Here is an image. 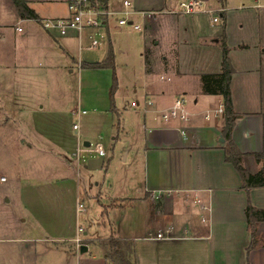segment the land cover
<instances>
[{"label": "crops", "instance_id": "crops-1", "mask_svg": "<svg viewBox=\"0 0 264 264\" xmlns=\"http://www.w3.org/2000/svg\"><path fill=\"white\" fill-rule=\"evenodd\" d=\"M68 1L28 0V3L36 10L39 17L44 19L67 16ZM131 1L137 9L156 11L154 15L150 13L143 15L145 20V27L142 28L144 36L141 42H137L141 55L146 59L144 64L146 72L159 75L158 81L156 79L149 80L143 90L142 97L137 101L140 106L136 107L142 108L145 112L139 128L143 135L141 139L145 143L144 162L147 181L144 188H140V193L136 196L108 197L109 201H118L112 205L102 202L100 194L96 195L98 202L103 206L101 215H109V211L117 210L126 205V212L129 209L138 208L139 225L142 227L141 234H143L138 236L142 240L138 250L135 248L138 264H264V221L257 225V242L254 248L249 251V246L252 244V233L245 212L249 203L264 208V186L244 188L243 177H241L240 172L225 159L228 143L226 139L221 141V137L224 138L222 131L223 113L215 114L217 107L223 104V96L204 93L201 91V87L194 91L188 83L191 79L200 77L201 73H216L221 69L222 48H220L219 37L223 33V27L211 30V27L204 26L199 19L206 15L211 21V16L207 13L217 12L221 18L227 20L228 13L234 8L233 5L231 6L229 0ZM186 2L188 4L197 3V5H194L193 10L188 12L183 6ZM250 2H241L242 4L238 5V8L264 10V0ZM34 3L39 4V6H34ZM60 5L64 6V9L66 8V12L58 13L55 10V6ZM122 6L113 7V9H121ZM2 14L10 15L12 19L1 20ZM187 18L194 23L196 28L199 27L200 31L196 35V43L188 34L190 27L186 26ZM215 21H219V18ZM30 22L38 21L22 18L13 0H0V29L3 28L8 32L13 31L21 36L27 44L29 56L36 54L34 60L45 63L46 77L53 78V85L56 90V95L52 98L53 103L59 105L60 110L64 111L68 97L65 96L64 87L60 85L59 77L62 76L64 82L71 83L70 77L74 75L75 69L68 63L64 66L54 61V50L50 51L49 47L53 48L54 45L60 47L63 55L70 62L76 60L75 54L77 53L79 60L76 62L79 65V70L81 69L80 85L82 89L85 86L83 82L85 68H91L83 66V64L101 62L100 59L105 52L101 51L93 56L89 52L91 50L83 51L81 47L83 37L84 35L90 37L91 33L89 32L85 34V31L81 33L73 31L62 36L44 29L43 31ZM163 24L165 30H168L167 32H162ZM263 24L260 33L262 41L257 47L239 42L233 46V51L230 50L231 53L229 52V56H232V65L235 68L231 81L233 106L240 113L235 121L232 139L241 151L247 153L243 157V163L250 173L257 172L263 166V162L257 160L254 154H248L255 151L264 153ZM106 25L108 26V24ZM19 27L22 28L21 31L18 30ZM226 35L229 44L230 38L228 33ZM106 51L107 53L112 52L111 44L108 42H106ZM187 52L195 56L193 61L199 60V58H209V64L207 62L203 68L198 70V67H193V61L187 59ZM37 54L39 55L37 56ZM149 63H152L151 67L147 66ZM88 71L90 74H95L91 70L86 72ZM105 72L96 75L100 78L96 79V82L90 81L91 90L97 87L100 93L102 92L101 94L97 92L98 95L91 100L92 102L98 100L102 106H105L106 101L103 99L109 84L108 80L105 81L107 76L104 75ZM86 75L89 77L87 73ZM71 95L73 97V93ZM81 96L79 93V98ZM99 96L103 98L102 102ZM178 97L185 98L190 119L186 122L178 119L164 121L160 112L173 105ZM147 98L153 99L154 103L150 105L149 109L148 107L144 109L143 106ZM8 99L9 97L3 95L0 97L1 105L8 111V117L12 118L14 111L25 112L16 117L24 120L31 118L30 123H35L37 130L40 128V123H45L43 112L40 113V110L25 108L20 103H16V97V107H14L13 102L8 105L6 104ZM209 108H213V112L207 118L206 114ZM101 111L102 114H105V111L108 112L107 108L104 107L101 108ZM26 113L29 115L24 116ZM38 114H40L39 117H37ZM109 120V118L103 117V124H108ZM110 124L111 122L107 128L110 127ZM183 128L186 130L185 133L180 131ZM38 133L41 134V131ZM59 146L61 148H58V151H63V144L61 143ZM38 148L42 149L41 147ZM49 149L51 150V148L45 147L42 150L48 152ZM79 153L78 149L72 152V155L78 158L77 165L81 162ZM68 161V166H75L73 159ZM84 166L88 167L87 164ZM55 179V182L48 181L44 185L49 190V192H45L46 195L56 192L55 196L60 198L56 199L57 202L55 200L51 202L55 208L47 209L46 203L44 205L42 203L40 205L43 207L37 211L33 208L37 203L27 200L26 209H21L20 215L17 216L13 213L10 222L0 225V264H16V257L19 258L22 251L25 252L30 249L32 241L59 242V240L65 239L61 214L60 212L53 214V212L57 211L56 203L58 209L62 205V193L66 190L63 186H67L64 183L69 182L71 176H60ZM2 181H6V179ZM167 189L173 190L171 195L162 199L151 197L152 191ZM75 192L79 193L77 184ZM10 199H7L6 203L11 202ZM124 199L131 201L124 205ZM122 202L123 204H120ZM105 209L106 213L103 215ZM78 210L79 207L77 206L76 218H78ZM30 216L37 218L38 227L47 233L46 235L33 237L30 232H25V225L29 222ZM53 223H58V225H53ZM114 228L111 227L109 236L113 232L115 236L130 238L126 237V234L118 235ZM168 228L172 231L170 234L172 237L168 239L155 237L158 230ZM185 230H189L190 235ZM87 233L85 230L84 234ZM107 237H98V239ZM73 238L74 235L70 237V239ZM96 241L94 240L90 245L86 244L88 251L85 254L89 252L91 247H96V244L103 250ZM74 252L78 255L82 253L76 250ZM95 256L84 257L85 264H107L105 257L98 259ZM22 257L24 258V256Z\"/></svg>", "mask_w": 264, "mask_h": 264}, {"label": "rangeland", "instance_id": "rangeland-1", "mask_svg": "<svg viewBox=\"0 0 264 264\" xmlns=\"http://www.w3.org/2000/svg\"><path fill=\"white\" fill-rule=\"evenodd\" d=\"M122 1L109 0V9L124 11V6L121 9H113V7L123 5ZM229 1L234 8L228 13L227 20L215 12L207 13L211 16V21L206 15L201 16L199 21H202L204 26L211 27V30L222 28L227 21L226 33L230 38L228 44L230 53L233 51V46L239 42L257 47L262 41L260 33L263 28L261 25L264 23V10L238 8V5L242 4L241 2H253L254 0ZM33 5L39 6L35 3ZM180 8H182L181 5ZM55 10L58 13L66 12V8L64 9V6L61 5L55 6ZM9 14H11L10 11ZM215 16L219 18V21H213ZM119 17V14L110 15L108 26L105 24L100 28L85 30V34L91 33L100 43L98 46H92L90 37L84 35L81 46L83 51L91 50L89 52L93 56L104 51V56L100 59L102 61L108 55L106 51V42H108L111 44L115 64L114 67L85 68L83 74L85 86L83 89L80 85L81 69L79 70V65L76 62L79 60L77 53L75 54L76 60L70 62L63 55L60 47L56 45L53 48L49 47L50 51L54 50V61L64 66L68 63L75 69L74 75L70 77L71 83H66L62 76L59 77L60 85L64 87L63 91L68 97L64 111L60 110L59 105L53 103L52 98L56 95V90L53 85V78L46 77L45 63L34 60L36 54L29 56L27 44L21 36L13 31L8 32L3 28L0 29V97L2 95L9 97L6 104L9 105L13 102L14 107H16V103H20L25 108L40 110L45 118V123H40V128L37 130L35 123H30L31 118L24 120L16 117L25 112L14 111L13 117H8V111L4 109L0 101V177H6V181L0 179V225L10 222L13 213L17 216L20 215L21 209H26L27 200L37 203L33 207L37 211L43 207L40 205L42 203L43 205L46 203L47 209L55 208L51 202L60 198L55 196L56 192L46 195L45 192H49V190L47 186H44L45 183L48 181L55 182V178L60 176H71V180H73L64 183L67 186H63L66 190L62 193V205L58 209L56 203L57 211L53 212V214L57 212L61 214L65 239L59 240V242L32 241L30 249L25 252L22 251L23 253L21 252L19 258L16 257V264H85L84 257L94 255L98 259L105 257L98 244L96 247H91L86 254L78 255L74 250L79 252L81 244L90 245L98 237L109 236L112 226L115 227L114 231H117L118 235L126 234V237L134 240L137 250L142 243V240L138 238V236L143 235L141 234L142 227L139 225L138 208H132L126 212V205L117 210L109 211V215L102 216L103 206L100 205L96 196L100 194L102 202L112 205L118 201H109L108 197L136 196L140 193L139 189H143L147 181L144 162L145 143L141 139L143 135L139 128L145 112L142 108H136L132 104L133 101H138L142 97L143 90L149 80L156 79L158 81L159 75L146 72L144 65L146 59L138 49L137 42L143 40L144 30H136L131 24L120 25L117 20ZM132 17L135 23L140 24L144 29L143 15L133 14ZM7 19L12 18L10 15H1V20ZM186 22V26L190 27L188 34L196 43V35L200 31L199 27L196 28L189 18L186 19ZM32 25L47 31L40 22H34ZM164 31L167 32L168 30H165L163 24L162 32ZM187 57L189 61H193L195 58L189 52H187ZM207 62L209 64V58L195 59L193 67H198L199 70ZM87 70H91L95 74H90L89 71L86 72ZM103 71H106L104 74L107 75L105 81L108 80L109 84L104 99L99 97L101 102L102 99L106 101V107L102 106L98 100L93 102L91 100L100 91L97 87L91 90L90 81L100 79L96 75ZM114 75L118 77L117 86L114 88V93L111 94ZM198 78L188 81L194 91L198 90L199 87L202 91L201 76ZM71 93H73L74 99ZM79 93L82 95L81 98H79ZM141 104H143L142 101ZM103 107L108 110V112L105 111V114H102L101 111ZM150 107L148 106V109ZM84 110L85 113H83ZM27 115L29 113L24 116ZM103 117L111 120H109V123L111 122L109 128H107L109 123L103 124ZM36 119L38 120V118ZM75 123L78 125L76 129L73 128ZM38 131H41V134ZM85 141H89L90 145H85ZM61 143L64 146L63 151H58V148H61L59 146ZM99 144L105 151L104 155L98 153ZM38 147L43 150L45 147H49L51 150L45 152ZM77 149L80 151L79 158L81 157L79 166L77 165L78 158L72 155V152ZM70 159L75 161V166L67 165ZM84 164H87L88 167H85ZM76 184L79 187L78 194L75 192ZM58 194H60L59 191ZM9 198L12 201L6 203ZM130 201L124 199V205ZM80 203L85 206V210H78V218H76V209ZM55 224L58 225V223H53V225ZM38 226L37 218L30 216L29 222L25 225V232H30L33 237L46 235L47 233ZM79 226L88 232L80 235L83 238L80 243L75 241ZM72 235L74 238L70 239Z\"/></svg>", "mask_w": 264, "mask_h": 264}, {"label": "trees", "instance_id": "trees-1", "mask_svg": "<svg viewBox=\"0 0 264 264\" xmlns=\"http://www.w3.org/2000/svg\"><path fill=\"white\" fill-rule=\"evenodd\" d=\"M19 15L25 19H35L37 21L42 18L32 8L28 0H13ZM226 21L223 25V33L219 37V42L222 48V62L221 69L216 73H201L202 79V91L207 94H221L223 96V135L227 140L226 157L225 159L232 163L235 168L240 172L243 177V187L250 188L254 186H264V153L255 151L253 153L256 159L263 162V166L260 170L254 173L248 172L244 166L243 157L247 154L239 148L237 143L232 139V133L235 128L236 118L240 116L233 106V96L231 90V81L234 76L235 68L232 65L231 57L229 56V46L226 35ZM113 53L109 52L107 57L96 63H84L83 66H89L91 68H105L114 67ZM116 75H114V84L111 89V94L114 93V88L117 86ZM247 222L249 229L252 233V244L249 246V251L254 248L257 242V225L264 221V208L253 206L249 203L245 208ZM106 213V209L103 211V215ZM104 251V256L107 264H138L136 250L134 246V240L129 238H122L112 235L104 239H96Z\"/></svg>", "mask_w": 264, "mask_h": 264}, {"label": "built area", "instance_id": "built-area-1", "mask_svg": "<svg viewBox=\"0 0 264 264\" xmlns=\"http://www.w3.org/2000/svg\"><path fill=\"white\" fill-rule=\"evenodd\" d=\"M194 5H197V3L192 4H183L185 9L188 12H191L194 8ZM123 6L125 8L124 11H113L109 9V0H69L68 1V15L64 17H55V18H44L39 20L43 27L52 33L58 34V35H68L70 32L76 31V32H83L87 29L91 28H100L103 25L108 23V17L113 14H119L120 17L117 18L118 23L120 25H128L131 24L134 29L136 30H142V26L138 23H135L133 20L132 15L133 14H141L145 15V13H150L154 15L156 11H149V10H142L137 9L132 5L131 0H123ZM218 20V18L215 16L213 18V21ZM18 30H22L21 27L18 28ZM91 39V45L92 46H98L99 40L94 37V35L90 36ZM147 66L151 67L152 63L147 64ZM164 79V77H162ZM154 103L153 99L147 98V100L144 103V109H147L148 106L152 105ZM134 107H139L140 103L137 101H133L132 104ZM224 106L223 104L217 107V110L215 114H221L224 112ZM86 111L84 110L83 113ZM213 112V108H209V111L206 114V117L209 118ZM160 116L164 121H170L173 119H178L180 121H188L190 119V115L188 110L186 109V100L184 97H178L175 99L173 105L165 108V110H162L160 112ZM74 128H78L77 123L74 124ZM182 133H185V128L180 129ZM98 153L99 155H104L105 151L102 148V146L98 145ZM2 180H5L6 177L3 176L1 178ZM173 192L172 189L167 190H154L151 192V197L154 199H162L164 197H167L171 195ZM79 210L84 211L85 206L80 203L79 204ZM190 235L189 230H185ZM85 232V229L82 226L78 227L77 236L75 238V241L78 243L81 242L83 239L80 235H82ZM171 229H161L157 231L156 238L158 239H168L169 237H172ZM81 246V245H80Z\"/></svg>", "mask_w": 264, "mask_h": 264}, {"label": "water", "instance_id": "water-1", "mask_svg": "<svg viewBox=\"0 0 264 264\" xmlns=\"http://www.w3.org/2000/svg\"><path fill=\"white\" fill-rule=\"evenodd\" d=\"M223 140H224V138L221 137V141H223ZM85 145H90V142L89 141H85ZM87 251H88V245L81 244V246H80V252L85 253Z\"/></svg>", "mask_w": 264, "mask_h": 264}]
</instances>
